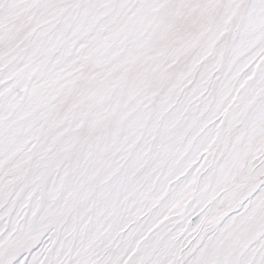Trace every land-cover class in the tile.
<instances>
[{"label":"snow or ice","instance_id":"snow-or-ice-1","mask_svg":"<svg viewBox=\"0 0 264 264\" xmlns=\"http://www.w3.org/2000/svg\"><path fill=\"white\" fill-rule=\"evenodd\" d=\"M0 264H264V0H0Z\"/></svg>","mask_w":264,"mask_h":264}]
</instances>
